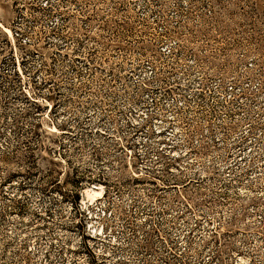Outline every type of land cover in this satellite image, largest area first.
I'll return each mask as SVG.
<instances>
[{"label":"rangeland","instance_id":"rangeland-1","mask_svg":"<svg viewBox=\"0 0 264 264\" xmlns=\"http://www.w3.org/2000/svg\"><path fill=\"white\" fill-rule=\"evenodd\" d=\"M0 264H264V0H0Z\"/></svg>","mask_w":264,"mask_h":264}]
</instances>
